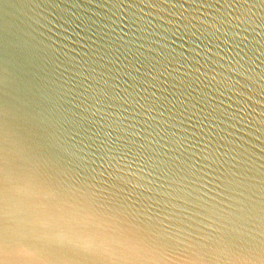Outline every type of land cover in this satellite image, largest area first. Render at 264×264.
Wrapping results in <instances>:
<instances>
[{"label": "water", "instance_id": "water-1", "mask_svg": "<svg viewBox=\"0 0 264 264\" xmlns=\"http://www.w3.org/2000/svg\"><path fill=\"white\" fill-rule=\"evenodd\" d=\"M0 236L264 264V0H0Z\"/></svg>", "mask_w": 264, "mask_h": 264}, {"label": "snow or ice", "instance_id": "snow-or-ice-1", "mask_svg": "<svg viewBox=\"0 0 264 264\" xmlns=\"http://www.w3.org/2000/svg\"><path fill=\"white\" fill-rule=\"evenodd\" d=\"M55 243L58 245H63L65 243L64 237H58L55 240ZM81 248L84 252L90 253L94 250V245L91 243H83L81 245ZM16 252L19 256H22L25 258L23 261V264H47L45 261L37 262L33 259L35 256V252L23 245H16ZM8 255V246L6 245L4 239L2 236H0V264H11V262L7 259Z\"/></svg>", "mask_w": 264, "mask_h": 264}]
</instances>
